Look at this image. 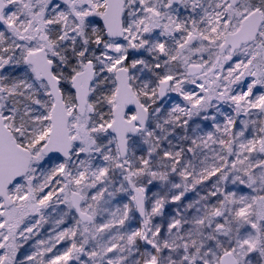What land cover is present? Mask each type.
I'll list each match as a JSON object with an SVG mask.
<instances>
[{
    "label": "snow or ice",
    "instance_id": "obj_1",
    "mask_svg": "<svg viewBox=\"0 0 264 264\" xmlns=\"http://www.w3.org/2000/svg\"><path fill=\"white\" fill-rule=\"evenodd\" d=\"M0 264H264V0H0Z\"/></svg>",
    "mask_w": 264,
    "mask_h": 264
}]
</instances>
